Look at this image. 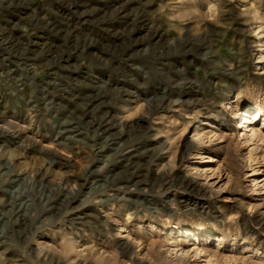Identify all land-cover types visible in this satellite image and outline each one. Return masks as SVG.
<instances>
[{
    "label": "rangeland",
    "instance_id": "rangeland-1",
    "mask_svg": "<svg viewBox=\"0 0 264 264\" xmlns=\"http://www.w3.org/2000/svg\"><path fill=\"white\" fill-rule=\"evenodd\" d=\"M206 257L264 264V0H0V264Z\"/></svg>",
    "mask_w": 264,
    "mask_h": 264
},
{
    "label": "bare ground",
    "instance_id": "bare-ground-1",
    "mask_svg": "<svg viewBox=\"0 0 264 264\" xmlns=\"http://www.w3.org/2000/svg\"><path fill=\"white\" fill-rule=\"evenodd\" d=\"M245 116H244V121L242 123V125H238L236 129H234V131H238V130H242V129H246L247 131H249V134H251V137L253 138L254 137V132L252 130H249L250 129V126H251V123L252 121H254L256 118L260 117L261 116V111L258 109L256 111H248V112H244ZM197 136V135H195ZM188 190H191V187L190 186H187L186 187ZM187 239L190 240V242L194 241L195 239V236L193 234H188L187 235ZM174 250L176 251H173L174 253V256L175 257H181L182 255H185L186 252H184L183 249L179 248L180 246L178 245L177 242L173 241L171 242ZM122 248L124 250H128V247L127 245H122ZM195 256L197 255H200V251H194L193 252ZM204 256V255H203ZM210 257H206V262H204V264H209L208 263V260H209Z\"/></svg>",
    "mask_w": 264,
    "mask_h": 264
}]
</instances>
